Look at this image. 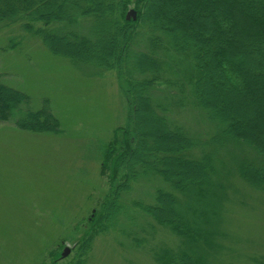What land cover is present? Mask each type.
<instances>
[{"label": "trees", "instance_id": "1", "mask_svg": "<svg viewBox=\"0 0 264 264\" xmlns=\"http://www.w3.org/2000/svg\"><path fill=\"white\" fill-rule=\"evenodd\" d=\"M132 7L137 21L127 22ZM9 27L127 85L120 153L106 158L116 189L77 264H87L96 234L133 235L140 246L144 226L180 241L177 250L152 248L156 264L219 262L221 212L233 181L264 192V0H0V28ZM29 103L0 77L2 122L59 131L47 102L40 112ZM152 178L169 186L156 192L155 204L124 202Z\"/></svg>", "mask_w": 264, "mask_h": 264}, {"label": "rangeland", "instance_id": "2", "mask_svg": "<svg viewBox=\"0 0 264 264\" xmlns=\"http://www.w3.org/2000/svg\"><path fill=\"white\" fill-rule=\"evenodd\" d=\"M14 40L20 43L15 50L9 48ZM0 77L28 96L31 110L40 112L47 102L59 125L57 132L35 133L0 120V264H77L95 217L116 189L106 158L120 153L127 85L115 72L99 74L54 56L39 38L14 27L0 28ZM247 117L256 119L254 112ZM233 184L221 212L224 238L217 240L225 249L215 264H264V192ZM160 189L169 186L141 180L124 202L153 205ZM144 227L140 246L133 235L96 234L87 264H156L152 248L178 249L171 233ZM66 248L71 253L62 259Z\"/></svg>", "mask_w": 264, "mask_h": 264}, {"label": "water", "instance_id": "3", "mask_svg": "<svg viewBox=\"0 0 264 264\" xmlns=\"http://www.w3.org/2000/svg\"><path fill=\"white\" fill-rule=\"evenodd\" d=\"M137 12L135 10H130L128 13H127V16H126V21L127 22H135L137 21ZM71 251L69 248H66L63 255H62V259H66L69 255H70Z\"/></svg>", "mask_w": 264, "mask_h": 264}]
</instances>
